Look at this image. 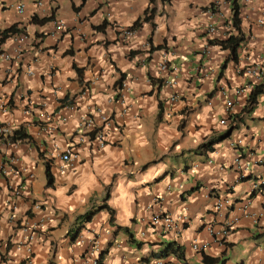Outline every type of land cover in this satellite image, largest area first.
<instances>
[{
  "label": "crops",
  "instance_id": "0c3cea01",
  "mask_svg": "<svg viewBox=\"0 0 264 264\" xmlns=\"http://www.w3.org/2000/svg\"><path fill=\"white\" fill-rule=\"evenodd\" d=\"M232 1L154 0L150 20L126 37L121 29L143 15L149 0H47L43 7L25 0L23 14L0 5V30L15 25L27 35L19 56L15 33L0 43V122L22 125L32 136L16 144L0 138V164L10 168L0 178V264H92L102 254L100 264H204V254L217 264H264V89L253 109L243 111L255 82L247 69L257 67L264 78V26L256 23L264 0H237L244 40L237 60L225 62L227 51L209 40L234 31ZM51 14L44 24L31 21ZM58 20L64 29L50 35ZM102 21L108 22L103 31L93 28ZM226 99L233 102L235 128L212 151H194L229 128L220 124ZM68 104L75 110H66ZM93 111L112 119L107 144L78 145L80 161L59 172L54 143L74 142L80 117ZM237 137L243 143L234 148ZM46 161L52 186H46ZM14 187L21 191L13 197L18 220L38 227L31 256L15 244L24 232L7 205ZM105 194L113 221L100 210L74 236L77 217ZM218 196L230 197V207L216 212ZM156 212L176 219L179 230L152 224ZM232 215L239 223L215 241L209 228ZM196 237L208 240V248L194 251ZM95 241L99 249L89 255ZM167 241L181 246L182 259L153 256Z\"/></svg>",
  "mask_w": 264,
  "mask_h": 264
},
{
  "label": "built area",
  "instance_id": "2783aa9c",
  "mask_svg": "<svg viewBox=\"0 0 264 264\" xmlns=\"http://www.w3.org/2000/svg\"><path fill=\"white\" fill-rule=\"evenodd\" d=\"M1 1V0H0ZM250 0H244L245 3L249 2ZM45 3V0H37V7H43ZM7 4L11 7H14L17 12L23 13L25 9V3L23 0H7ZM256 23L264 26V13L256 18ZM64 29V23L60 20L56 21L53 29L50 31V35L57 34L59 31H62ZM208 32L213 33L215 31V26L210 23L207 27ZM134 33L133 29L130 28H124L121 29L122 36H131ZM25 35H19L16 40L19 42V46L21 43L25 40ZM21 46L20 48L17 46L15 47L14 51L15 54L21 53ZM5 59H10L9 54H3ZM159 68L161 70H167V64L163 60L159 63ZM30 73H32L30 71ZM247 73L251 75L254 79V83H258L261 79V75L259 74V71L257 67H250L247 69ZM254 83H251L248 85L251 89L252 85ZM238 93L242 92L243 89H237ZM174 99V97H172ZM225 111L227 114V117H224L220 120V124L225 126H230L231 123H233L232 120V107L233 102L230 99L225 100ZM66 110L74 111L75 110V104H68L66 105ZM126 109H123L122 112H125ZM94 111L84 114L80 117L77 129L75 131V140L71 143L66 144H60L55 142L53 146V151L56 153V155L59 157L60 164H59V172H64L65 167H72L76 163L80 161V152L78 150V145L80 144H86V143H93V145L97 148H103L107 144V136L106 131L112 126V119L105 113H99L97 116H94ZM61 120H66L67 116L61 115ZM97 117V118H96ZM232 125V124H231ZM14 128L7 124V123H0V138L5 137L8 134L12 132ZM9 144H16L17 142H7ZM243 143L241 137H237L230 141V145L232 147H237L238 145H241ZM235 163L238 168H241V162L240 158H235ZM259 162H262L260 160ZM10 171V168L6 165L0 164V178L3 176H7ZM259 183L253 184V189H256L258 187ZM21 193L19 187L18 188H12L10 189V197L7 200V205L11 211V218L12 223L14 226H18L24 234L20 237L19 240L16 241V246L19 248H23L25 252L28 254V256H31L33 253V241L36 239L38 235V227L37 225L33 224L32 222H29L28 219H21L18 220L16 216V211L18 210V204L13 198L14 196H17ZM232 199L227 196H218L216 198L215 204H214V210L216 212L221 211L222 209H227L232 204ZM249 202L245 200V203L242 205V215L243 217H248V207ZM33 208L39 209L40 205L38 203H33ZM260 215H263L260 213ZM251 217H256L254 214H250ZM240 217L238 215H232L230 220L226 222V224L218 229H213L212 227L209 228V232L211 236L214 238L215 241L221 237H225L228 235L230 229L232 226H235L237 223H239ZM151 223L154 225H160L163 229L166 231H173L176 232L179 230L178 224L176 219H174L172 216H170L167 213H160L156 212L151 217ZM5 244L1 243L0 241V263L3 261L4 253L2 252V247ZM98 241H95L92 245V247L89 249V255H94V253L99 249L98 247ZM210 245L208 240H201L199 238H194L191 242V247L196 252H201L204 249L208 248ZM92 264H97V258H93ZM156 264H163V261H157Z\"/></svg>",
  "mask_w": 264,
  "mask_h": 264
},
{
  "label": "trees",
  "instance_id": "16d2710c",
  "mask_svg": "<svg viewBox=\"0 0 264 264\" xmlns=\"http://www.w3.org/2000/svg\"><path fill=\"white\" fill-rule=\"evenodd\" d=\"M153 1L154 0H149V5L146 8L145 12L143 13L142 16L138 17L133 24L129 27L130 29H134L138 26H140L143 22H147L150 20V18L152 17V14L155 11V8L153 7ZM239 4L237 2V0H233L232 1V15H231V25L234 28V31H231L230 33H228L225 37L223 38H214V39H210L209 43L210 44H217L222 50L227 51V59L225 62H227L228 60H233L236 61L237 57H238V49L242 43V41L244 40V36L241 33V29H240V17H239ZM52 18V14L47 16V17H43L38 19L36 16H33L31 21L35 22L37 24H44L45 22H47L48 20H50ZM108 22L107 21H102L100 24L98 25H94L93 28L96 30H101L103 31L105 29V27L107 26ZM22 29L17 28L15 25H11L8 28L2 29L0 30V42L4 41L8 36H10L11 34L21 31ZM68 52H72L70 50L65 51L64 53H68ZM225 66V64L223 65ZM74 68L77 70L78 73H81V69L75 67ZM123 78V74L120 77V81H122ZM264 89V78L258 82V83H254L251 87V89L249 90L248 96H247V103L245 105V107L243 108L244 112H250L253 107L255 106L256 102H257V97L263 92ZM161 114V105H160V112L158 115ZM235 128V125H230V127L225 130L224 132L209 137L206 140H204L203 142H201L198 147L196 149H194V151L196 152H203V153H207L209 151H212L214 149L215 144L219 143L220 141L224 140L225 138H227L229 135V132L231 130H233ZM2 142L7 143V142H22V141H27L30 142L32 140V136L31 134L24 128V126L20 125L16 128H14L12 130V132L10 134H8L5 137H1ZM151 162L154 161H150L146 164H144L142 166V168H146L149 164H151ZM51 164L46 161L45 162V175H46V186H52L53 182H54V178L53 175L51 173V169H50ZM102 203L98 204V205H92L90 208H88L84 213H82L81 215H79L77 218L80 219L78 226L76 227V231L75 233H73V235H77L78 232L80 231L81 228L84 227L85 223L89 222L93 216L99 212L100 210H107L109 212V221L112 222L113 221V213H114V209L112 207H110L109 205H107V203L105 202L107 200V195H103L102 196ZM117 228L122 229V227L118 226ZM125 231H128L126 228H123ZM132 239V237H131ZM153 256L155 257H166L170 254H174L176 255L179 259L183 258V249L181 248V246L176 242V241H167L165 243H162V246L160 247V249L157 252L152 253ZM103 255V254H102ZM97 258V264H100L101 262V257ZM203 262L204 264H217L219 262L218 258L209 256L207 254L203 255ZM224 262V261H222ZM236 264H242V262H238Z\"/></svg>",
  "mask_w": 264,
  "mask_h": 264
},
{
  "label": "clouds",
  "instance_id": "9594fccd",
  "mask_svg": "<svg viewBox=\"0 0 264 264\" xmlns=\"http://www.w3.org/2000/svg\"><path fill=\"white\" fill-rule=\"evenodd\" d=\"M24 1V3H25V0H23ZM35 2H36V6H37V0H34ZM45 3H47V0H45ZM0 5H5V6H8V7H11V6H9L8 4H7V0H1L0 1ZM48 7H49V5H48ZM11 8H13L15 11H16V9L14 8V7H11ZM24 11H25V9H24ZM24 11H23V13H24ZM17 12V11H16ZM18 14H23V13H19V12H17ZM129 28V27H128ZM135 29V28H134ZM14 34V33H13ZM25 35V40L21 43V53L23 52V46H24V43H25V41H26V39H27V35H26V33L23 31V29L21 30V31H18V32H15V41H16V43H17V46L20 48V46H19V42H17V40H16V38L19 36V35ZM12 35V34H11ZM10 35V36H11ZM9 37V36H8ZM7 37V38H8ZM3 42V41H2ZM1 43V42H0ZM16 46V47H17ZM4 54H8V53H4ZM20 55V54H19ZM18 55V56H19ZM4 57V56H3ZM232 117H233V114H232ZM231 117V118H232ZM1 123V122H0ZM230 127V126H229Z\"/></svg>",
  "mask_w": 264,
  "mask_h": 264
},
{
  "label": "rangeland",
  "instance_id": "374dc122",
  "mask_svg": "<svg viewBox=\"0 0 264 264\" xmlns=\"http://www.w3.org/2000/svg\"><path fill=\"white\" fill-rule=\"evenodd\" d=\"M231 136H233L232 133H231L230 137H231Z\"/></svg>",
  "mask_w": 264,
  "mask_h": 264
},
{
  "label": "water",
  "instance_id": "95a60500",
  "mask_svg": "<svg viewBox=\"0 0 264 264\" xmlns=\"http://www.w3.org/2000/svg\"><path fill=\"white\" fill-rule=\"evenodd\" d=\"M230 134V133H229Z\"/></svg>",
  "mask_w": 264,
  "mask_h": 264
}]
</instances>
